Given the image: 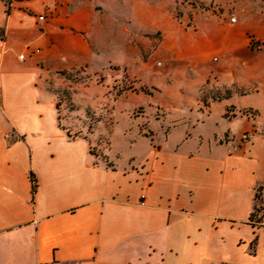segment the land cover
<instances>
[{"label": "crops", "instance_id": "obj_1", "mask_svg": "<svg viewBox=\"0 0 264 264\" xmlns=\"http://www.w3.org/2000/svg\"><path fill=\"white\" fill-rule=\"evenodd\" d=\"M129 1L0 0V264H264L260 108L239 143L171 132L123 161L62 125L57 74L130 53L116 9L156 7Z\"/></svg>", "mask_w": 264, "mask_h": 264}, {"label": "rangeland", "instance_id": "obj_2", "mask_svg": "<svg viewBox=\"0 0 264 264\" xmlns=\"http://www.w3.org/2000/svg\"><path fill=\"white\" fill-rule=\"evenodd\" d=\"M146 1L157 11L140 4L129 20L128 6L116 9L126 18L129 54L116 46L91 69L58 73L59 88L51 79L62 125L93 135L104 160L106 152L119 161L139 155L171 132V143L196 132L205 141H243L259 113L248 106L264 121V0ZM8 127L0 110V130Z\"/></svg>", "mask_w": 264, "mask_h": 264}, {"label": "trees", "instance_id": "obj_3", "mask_svg": "<svg viewBox=\"0 0 264 264\" xmlns=\"http://www.w3.org/2000/svg\"><path fill=\"white\" fill-rule=\"evenodd\" d=\"M32 180H33V189H35L36 180L33 177ZM263 209H264V193H263V188L260 187L256 190L254 212L252 213L251 219L254 220L255 218H257L258 220H260Z\"/></svg>", "mask_w": 264, "mask_h": 264}, {"label": "built area", "instance_id": "obj_4", "mask_svg": "<svg viewBox=\"0 0 264 264\" xmlns=\"http://www.w3.org/2000/svg\"><path fill=\"white\" fill-rule=\"evenodd\" d=\"M40 19H44V17L43 16H40ZM233 20H235V18Z\"/></svg>", "mask_w": 264, "mask_h": 264}]
</instances>
